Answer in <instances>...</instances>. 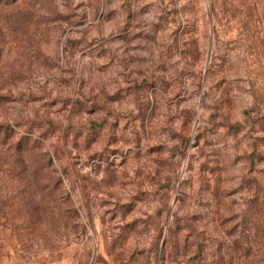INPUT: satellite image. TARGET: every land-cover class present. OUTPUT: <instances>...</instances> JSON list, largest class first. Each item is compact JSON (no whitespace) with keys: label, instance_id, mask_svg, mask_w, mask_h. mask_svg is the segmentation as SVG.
I'll list each match as a JSON object with an SVG mask.
<instances>
[{"label":"rangeland","instance_id":"rangeland-1","mask_svg":"<svg viewBox=\"0 0 264 264\" xmlns=\"http://www.w3.org/2000/svg\"><path fill=\"white\" fill-rule=\"evenodd\" d=\"M0 264H264V0H0Z\"/></svg>","mask_w":264,"mask_h":264},{"label":"trees","instance_id":"trees-1","mask_svg":"<svg viewBox=\"0 0 264 264\" xmlns=\"http://www.w3.org/2000/svg\"><path fill=\"white\" fill-rule=\"evenodd\" d=\"M0 144H3V142H2V141H0Z\"/></svg>","mask_w":264,"mask_h":264}]
</instances>
